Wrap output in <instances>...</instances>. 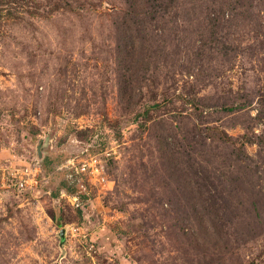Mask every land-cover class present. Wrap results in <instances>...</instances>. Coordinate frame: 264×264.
Returning <instances> with one entry per match:
<instances>
[{
	"label": "rangeland",
	"instance_id": "rangeland-1",
	"mask_svg": "<svg viewBox=\"0 0 264 264\" xmlns=\"http://www.w3.org/2000/svg\"><path fill=\"white\" fill-rule=\"evenodd\" d=\"M0 264H264V0H0Z\"/></svg>",
	"mask_w": 264,
	"mask_h": 264
},
{
	"label": "built area",
	"instance_id": "built-area-1",
	"mask_svg": "<svg viewBox=\"0 0 264 264\" xmlns=\"http://www.w3.org/2000/svg\"><path fill=\"white\" fill-rule=\"evenodd\" d=\"M80 169H81V172L88 173V175L92 177L94 182L102 183V181H105L106 179L103 174V168H102L101 161L97 157L92 158L90 162L88 163L84 162L81 165ZM20 185L24 187L25 182L24 183L21 182Z\"/></svg>",
	"mask_w": 264,
	"mask_h": 264
},
{
	"label": "water",
	"instance_id": "water-1",
	"mask_svg": "<svg viewBox=\"0 0 264 264\" xmlns=\"http://www.w3.org/2000/svg\"><path fill=\"white\" fill-rule=\"evenodd\" d=\"M62 236L64 235V232L62 231V234H61Z\"/></svg>",
	"mask_w": 264,
	"mask_h": 264
}]
</instances>
